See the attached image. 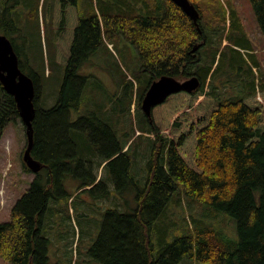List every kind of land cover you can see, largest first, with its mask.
<instances>
[{
  "label": "trees",
  "instance_id": "16d2710c",
  "mask_svg": "<svg viewBox=\"0 0 264 264\" xmlns=\"http://www.w3.org/2000/svg\"><path fill=\"white\" fill-rule=\"evenodd\" d=\"M222 1L191 0L200 11L202 31L173 0H164L160 15L105 18L109 34L124 35L138 49L141 67L134 71L138 87L128 83L129 79L120 80L130 88V98L136 97V113L153 133V152L155 156L160 152L161 160L157 162L153 155L151 173L133 210L111 208L106 212L100 235L90 250L103 264H179L196 257L204 264H264V88L242 98L222 100L211 87L212 80L207 85L212 67L201 65L202 47L216 32L215 22L204 24L203 19L207 12L218 13L224 7ZM251 2L264 33V0ZM11 15L8 7L2 10L0 5V20L10 18L2 33L11 39L22 70L27 69L35 82L32 155L43 168L34 172L23 159L24 170L36 176L14 205L12 219L0 222V256L12 264H49L48 240L41 236L44 218L52 198L69 195L65 177L75 175V170L81 176L91 168L87 148L81 155L80 146L86 145L83 137H88L87 146L107 164H114L119 188L133 189L128 184L133 156L102 114L82 113L88 77L79 69L103 43L100 18H83L78 0H55L57 60L65 71L57 102L46 108L41 105L42 76L23 59L28 51L27 37ZM13 15L20 13L13 10ZM232 15L230 12L228 16ZM8 32H13V38ZM199 43L198 50L192 51ZM163 75L180 80L197 75L202 83L196 90L170 94L154 105L148 116L142 110V99L151 83ZM73 111L79 112L76 118ZM18 120L22 119L16 99L0 81V138L6 127ZM79 157L85 158L81 173L73 164ZM83 177L80 188L91 186L88 189L94 190L101 184L103 194H109L101 179L97 183L89 173ZM179 189L183 195L237 219L240 240L235 249H224L213 239L214 229L201 227L199 221L189 232L157 249L152 227Z\"/></svg>",
  "mask_w": 264,
  "mask_h": 264
},
{
  "label": "rangeland",
  "instance_id": "374dc122",
  "mask_svg": "<svg viewBox=\"0 0 264 264\" xmlns=\"http://www.w3.org/2000/svg\"><path fill=\"white\" fill-rule=\"evenodd\" d=\"M78 4L83 18H100L103 30L101 47L79 69L80 74L88 77L83 92L82 113L102 114L123 144L131 140L127 147L133 156L130 169L132 177L130 182L126 180L133 189L117 186L113 163L99 167L93 160L96 175L103 174L101 181L107 184L108 195L103 194L104 187L101 184L94 190L75 191L72 181L79 179L81 185L82 177L79 178L76 170L75 175L68 174L64 186L69 195L51 199L42 226L41 236L48 240L49 264H103L90 250L100 235L106 212L111 208L122 211L134 209L151 173L156 147L149 126L141 122L139 113H136V97L130 98V88H125L120 80L129 79L128 83L133 82L137 86L134 71L141 67L138 49L124 35L109 34L105 18L108 15H160L164 13L163 9L160 11L164 0H78ZM0 5L2 10L8 7L12 11L11 16L16 18L17 24H21L20 28L27 37L25 43L28 51L22 58L29 61L42 76L44 91L41 105L46 108L53 106L58 100L65 71V66L57 60L55 0H0ZM222 6L218 13L207 12L203 19L204 24L214 21L216 32L210 43L202 47L204 59L201 65L212 67L207 85L212 80L211 87L222 100L237 99L264 88V33L251 0H223ZM13 10L20 15H13ZM230 12L232 16H228ZM9 20V17L0 20V33L4 32ZM8 34L13 38V32ZM255 66L258 71H254ZM78 115V111H73L75 118ZM83 138L86 145L80 146L82 156V151L85 152L87 148L88 137ZM26 145L23 121H13L0 138V222L12 219L14 205L30 186L31 177L36 176L34 172H27L23 168ZM91 159H94L92 155ZM83 160L84 157H79L73 164L81 168ZM155 160L160 163V152ZM137 183L138 187L134 186ZM181 191L175 192L165 213L152 227V239L157 249L163 243L189 232L198 221L201 227L214 229L213 239L224 249H235L240 240L237 219L197 198L183 195ZM0 264L12 263L0 256ZM179 264L204 263L196 257L185 258Z\"/></svg>",
  "mask_w": 264,
  "mask_h": 264
},
{
  "label": "water",
  "instance_id": "95a60500",
  "mask_svg": "<svg viewBox=\"0 0 264 264\" xmlns=\"http://www.w3.org/2000/svg\"><path fill=\"white\" fill-rule=\"evenodd\" d=\"M173 1L193 19L199 31H202L199 23L200 11L195 4L191 0ZM201 45L202 43H199L193 49L197 51ZM0 81L4 85L5 90L15 97L20 117L26 127L28 143L23 155L24 162L32 171L39 172L43 168V164L32 155L34 143L33 121L36 116L34 102L36 95L35 82L28 73L22 70L20 58L14 44L4 33H0ZM201 83V79L197 75L185 80H180L171 75H163L154 80L149 86L142 99V110L146 115L150 116L152 107L163 102L170 94L181 89L196 90Z\"/></svg>",
  "mask_w": 264,
  "mask_h": 264
},
{
  "label": "crops",
  "instance_id": "0c3cea01",
  "mask_svg": "<svg viewBox=\"0 0 264 264\" xmlns=\"http://www.w3.org/2000/svg\"><path fill=\"white\" fill-rule=\"evenodd\" d=\"M87 142H88V140H87ZM128 144V143H127ZM126 147H127V145H126ZM86 152H89L92 156H93V158L94 159H89V162H90V165H91V168L86 172V173H84V172H80L81 173V176H79V178H81L82 177V183L85 181V179H84V175H86L87 173H89V176L92 178V177H96V182H98V181H100V179H102L103 178V174H102V176H97L96 175V173H95V171H94V162H93V160L94 161H96V163L99 165V167L101 166V167H103L104 165H106L107 163H106V160L105 159H103V158H101L100 156H98V154H97V152L96 151H94V150H91L90 149V147L89 146H87V150H86ZM81 169H82V167L80 168V171H81ZM35 177L34 176H32L31 177V181L34 179ZM72 187L75 189V191H77V192H79L80 190H82V188H80V186L82 185H79V179H75V180H73L72 181ZM91 186H88L87 188H84V189H88V188H90ZM136 205H137V202H136V204H135V207H136ZM134 207V208H135Z\"/></svg>",
  "mask_w": 264,
  "mask_h": 264
},
{
  "label": "bare ground",
  "instance_id": "6f19581e",
  "mask_svg": "<svg viewBox=\"0 0 264 264\" xmlns=\"http://www.w3.org/2000/svg\"><path fill=\"white\" fill-rule=\"evenodd\" d=\"M158 18V17H157ZM161 18V17H160ZM197 45V44H196ZM194 48V47H193ZM192 51H194L195 52V50L194 49H192ZM256 64V63H255Z\"/></svg>",
  "mask_w": 264,
  "mask_h": 264
}]
</instances>
